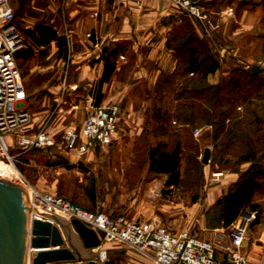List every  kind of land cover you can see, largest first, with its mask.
I'll return each instance as SVG.
<instances>
[{
    "label": "rangeland",
    "instance_id": "1",
    "mask_svg": "<svg viewBox=\"0 0 264 264\" xmlns=\"http://www.w3.org/2000/svg\"><path fill=\"white\" fill-rule=\"evenodd\" d=\"M230 4L233 5L232 14L214 19L211 25L187 16L181 23L179 35L168 42L179 56L178 73L186 64L183 58L187 45H193L198 58L208 56L210 60H206V65H216L214 72L209 73L211 81L201 76V68L195 74L177 75L171 87L164 84L167 79L164 77L163 83H158L160 91L151 97L152 104L160 107L144 112L138 108L132 110L139 111V116L143 117L139 126L125 124L123 116L127 118L129 110L121 108L120 134L110 145L69 161L59 157L57 147L49 151L31 150L18 158L19 173L0 162V169L5 171L0 172V178L25 187L27 192L31 187L88 211L112 217L122 214L127 218L125 208L133 201L135 189L141 193L139 184L154 181L153 184L161 186L167 178V175H154L145 170L148 149L156 144L171 149L180 138V128L186 134L200 130L201 141L192 145L193 151L190 149L179 156V186L182 188L180 193H174L183 198L182 192L191 191V196H195L199 186L209 178H225L226 172L236 170L242 163H246L247 168L253 164L251 171L261 172L259 187L249 204L255 205L258 216L248 228L255 234L264 233V0H233ZM12 6L14 22L23 41L19 51L27 48L33 51L27 58H16L27 92V109L32 115L43 118L59 96L62 102L57 129L78 124L85 114L83 101L90 95L88 90L85 92L75 86L66 88L65 85L72 68L68 58H73L77 45L67 41L69 24L63 0H13ZM38 23L51 26L57 39L47 44H34L28 30H33ZM252 65L259 68L255 77L250 75ZM185 84L193 89L205 86L211 89L201 95L179 96ZM216 100L220 105L216 106ZM224 110L231 113L225 119L224 114H220ZM177 113L183 116L176 117ZM189 115L194 122L186 121ZM238 118H241L238 127L232 129V121ZM243 118L249 124H243ZM210 132L211 140L206 141ZM190 144L188 138L187 145ZM204 147L210 151L206 164L201 162ZM246 154H253V160L243 162L239 159ZM223 171L224 175H220ZM250 209V205L244 207V210Z\"/></svg>",
    "mask_w": 264,
    "mask_h": 264
},
{
    "label": "crops",
    "instance_id": "2",
    "mask_svg": "<svg viewBox=\"0 0 264 264\" xmlns=\"http://www.w3.org/2000/svg\"><path fill=\"white\" fill-rule=\"evenodd\" d=\"M63 5L69 24V42L74 41L77 45L73 58H69L72 68L65 79L67 81L68 78L66 88L75 86L88 90L95 104L119 103L121 108L129 110L127 118L123 116L124 123L141 125L143 117L139 116V111L132 110L138 108L144 112L148 108L160 107L152 104L151 97L160 91L158 83L172 75L178 66V57L168 42L183 18L180 23H174L175 11L162 0H63ZM103 48L115 50V68L109 80L101 85V97L96 102L98 79L104 66L101 59ZM210 76L207 74L205 79L211 81ZM83 102L85 105L87 99ZM182 129H179L182 133L178 139L180 156L192 150V145L200 142L202 135L200 130L186 134ZM206 136V141L211 140V132ZM188 138L190 146L187 145ZM246 169L247 164L242 163L236 170L226 172L225 178H209L199 186L195 196H191V191L182 192L186 198L174 193H180V182L166 185L163 181L161 186L153 184L154 181L140 183L142 191H133V201L126 206L125 215L130 220L147 221L153 226L165 225L173 231L187 229L205 240L215 239L217 232L227 235L231 223L224 225L222 212L216 205L229 185ZM145 170L154 175H166L150 170L149 161ZM220 175H224V171ZM98 247L114 264H157L122 242L100 240ZM242 250L247 264H257L264 256V233L255 234L248 228Z\"/></svg>",
    "mask_w": 264,
    "mask_h": 264
},
{
    "label": "built area",
    "instance_id": "3",
    "mask_svg": "<svg viewBox=\"0 0 264 264\" xmlns=\"http://www.w3.org/2000/svg\"><path fill=\"white\" fill-rule=\"evenodd\" d=\"M162 1L168 2L175 11L174 23H180L184 16H188L211 25L214 19L233 12L230 4L233 0ZM22 46L23 41L14 22L12 0H0V162L19 173L18 158L31 150L49 151L57 147L59 156L79 160L95 148L110 145L120 129L122 112L119 103L95 104L89 97L80 122L61 130L57 129L61 97L55 99V106L43 118L29 112L27 92L16 63V52ZM11 149L15 152L12 153ZM28 196L33 208L32 220L46 219L45 213L69 220L79 219L93 229L100 240L122 242L157 264H247L242 248L248 227L257 218V211L244 210L230 224L227 235L217 232L215 239L205 240L187 229L173 231L165 225L153 226L147 221L130 220L122 214L112 217L103 212L88 211L31 187ZM257 264H264V256Z\"/></svg>",
    "mask_w": 264,
    "mask_h": 264
},
{
    "label": "water",
    "instance_id": "4",
    "mask_svg": "<svg viewBox=\"0 0 264 264\" xmlns=\"http://www.w3.org/2000/svg\"><path fill=\"white\" fill-rule=\"evenodd\" d=\"M258 71L252 65L251 74ZM209 154L205 148L203 164ZM32 209L25 187L0 178V264H114L93 251L98 234L82 221L46 213V219L32 220Z\"/></svg>",
    "mask_w": 264,
    "mask_h": 264
},
{
    "label": "trees",
    "instance_id": "5",
    "mask_svg": "<svg viewBox=\"0 0 264 264\" xmlns=\"http://www.w3.org/2000/svg\"><path fill=\"white\" fill-rule=\"evenodd\" d=\"M187 16L183 17V20ZM181 25L173 31L171 38L169 41H173L175 37H177L180 33ZM30 39L34 42L36 45H42L47 44L53 40L57 39L56 31L49 25L44 23H38L33 30H28ZM186 42V41H185ZM185 44V43H184ZM183 44V45H184ZM187 52L184 54L183 61L186 62L184 69L181 71V73H178V69L174 71V73L167 77V79L164 81V84L171 87V84L173 83V79L177 75L180 77L182 75L187 74H195L199 68H201L202 77L205 78L207 74L214 72L216 65L213 63L210 66L206 65V60H210L208 56H205L204 58H198L197 54L195 53V49L193 45H187ZM33 53L31 48H27L26 50L17 51L16 52V58L22 57L27 58L31 56ZM116 57L115 50H109L107 51L106 48L102 49L101 52V59H103V70L100 78L98 79V93L96 96V102H99L101 93H99V89L101 85L108 81L110 76L112 75V72L115 68L114 59ZM179 58V56L177 55ZM207 57V58H206ZM251 77H255L256 74H250ZM163 83V82H162ZM185 84L181 88V93L179 94H191V95H201L203 92L207 91L208 89H211V87H204L202 89H193L186 87ZM170 89V88H169ZM220 98V96H219ZM218 98V100H219ZM218 100L215 101L216 106L220 105ZM214 104V106H215ZM181 114V113H180ZM180 114H175L176 117L181 118L183 115L180 116ZM222 116L224 114L225 117L228 118V115L231 114L228 112V110H224L220 113ZM252 116H254L253 113H250ZM190 117V115L186 118L187 122H194L193 119ZM241 119V118H240ZM240 119L237 120H231L232 123V129L234 127H238ZM255 119V116H254ZM243 124H249L248 120L243 118L242 119ZM222 126V125H221ZM231 137V136H230ZM240 139L238 138V141ZM148 161H149V168L150 170L157 172V173H165L167 175V178L165 180L166 185H172V184H178L179 182V170H178V164H179V156H180V145L179 141H176L175 144L171 149H166L161 144H156L155 146H152L148 149ZM264 156V151L262 153ZM254 155L253 154H246L243 156H239V159L243 162H248L253 160ZM253 168V164H251L244 172L240 173L238 178L235 182L231 183L227 189V192L223 197L219 199V202L216 206H219V211L222 212V216L224 218V225H228L232 223L237 216L244 211V207L250 205V210H255L254 204L250 203V198L253 195L254 192L259 187L258 177H260L261 171L252 172L251 169ZM264 172V170H262ZM258 216V211H257ZM255 222V221H254Z\"/></svg>",
    "mask_w": 264,
    "mask_h": 264
},
{
    "label": "bare ground",
    "instance_id": "6",
    "mask_svg": "<svg viewBox=\"0 0 264 264\" xmlns=\"http://www.w3.org/2000/svg\"><path fill=\"white\" fill-rule=\"evenodd\" d=\"M10 168H12L13 170H15L13 167H10ZM16 171V170H15ZM0 172H2V173H4L5 171H4V169L2 170V169H0ZM69 220V219H68ZM99 238V237H98ZM100 240V239H99ZM93 249H98L97 251H99V254H100V259L103 261V260H106V254L104 255L103 254V251L101 250V249H99V247H95V248H93ZM36 250H39V249H36ZM96 251V250H95ZM105 253V252H104Z\"/></svg>",
    "mask_w": 264,
    "mask_h": 264
}]
</instances>
